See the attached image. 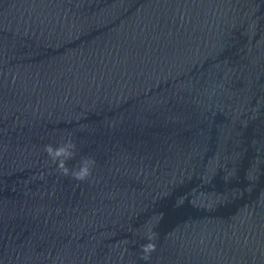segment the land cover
Segmentation results:
<instances>
[{"label": "water", "instance_id": "water-1", "mask_svg": "<svg viewBox=\"0 0 264 264\" xmlns=\"http://www.w3.org/2000/svg\"><path fill=\"white\" fill-rule=\"evenodd\" d=\"M0 264H264V0H0Z\"/></svg>", "mask_w": 264, "mask_h": 264}, {"label": "clouds", "instance_id": "clouds-1", "mask_svg": "<svg viewBox=\"0 0 264 264\" xmlns=\"http://www.w3.org/2000/svg\"><path fill=\"white\" fill-rule=\"evenodd\" d=\"M76 145L69 139L65 143L58 147H53L51 144L45 145V152L51 158V160L57 164L60 172L65 175H71V177L77 181L87 179L91 175V169L95 164V161L91 158H82L78 168L69 169L66 165V161L75 157ZM149 241L154 239V235L148 236ZM156 250L155 243L149 242L141 246L143 253L142 258L145 260L150 259L151 253Z\"/></svg>", "mask_w": 264, "mask_h": 264}]
</instances>
